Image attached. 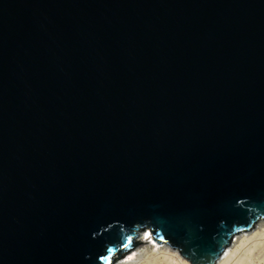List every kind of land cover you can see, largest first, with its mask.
<instances>
[{"label":"water","instance_id":"obj_1","mask_svg":"<svg viewBox=\"0 0 264 264\" xmlns=\"http://www.w3.org/2000/svg\"><path fill=\"white\" fill-rule=\"evenodd\" d=\"M261 218L264 0H0V264H214Z\"/></svg>","mask_w":264,"mask_h":264},{"label":"bare ground","instance_id":"obj_2","mask_svg":"<svg viewBox=\"0 0 264 264\" xmlns=\"http://www.w3.org/2000/svg\"><path fill=\"white\" fill-rule=\"evenodd\" d=\"M249 232L234 236L236 240L233 238L229 247L214 264H264V218L254 222ZM144 233L140 238L138 235L135 237V243L141 245L144 240H150L151 244H157L156 249L149 247L138 250V245L129 252L135 253L120 264H190L169 244H159L150 232Z\"/></svg>","mask_w":264,"mask_h":264},{"label":"rangeland","instance_id":"obj_3","mask_svg":"<svg viewBox=\"0 0 264 264\" xmlns=\"http://www.w3.org/2000/svg\"><path fill=\"white\" fill-rule=\"evenodd\" d=\"M150 232L149 231V229L147 228V229H144V230H142V231H140L139 233H138V237L140 238L141 237V235H142V233H144V234H146V232ZM250 233V232H249ZM248 234V233H247ZM143 237H144V235H143ZM236 240V238H234V241ZM156 243L154 242V243H152L151 244V242H150V240H144V242L143 243H141V245L140 246H138V248H136V249H147V248H149V247H153L154 249H156ZM159 246H163V245H159ZM135 249V250H136ZM135 252H131V254H126L124 257H122L121 259H119L117 262H115L114 264H120V263H122L123 261H125L129 256H131L132 254H134Z\"/></svg>","mask_w":264,"mask_h":264},{"label":"clouds","instance_id":"obj_4","mask_svg":"<svg viewBox=\"0 0 264 264\" xmlns=\"http://www.w3.org/2000/svg\"><path fill=\"white\" fill-rule=\"evenodd\" d=\"M147 232H148V231H147ZM147 232H146V233H147Z\"/></svg>","mask_w":264,"mask_h":264},{"label":"snow or ice","instance_id":"obj_5","mask_svg":"<svg viewBox=\"0 0 264 264\" xmlns=\"http://www.w3.org/2000/svg\"><path fill=\"white\" fill-rule=\"evenodd\" d=\"M127 246V245H126Z\"/></svg>","mask_w":264,"mask_h":264}]
</instances>
